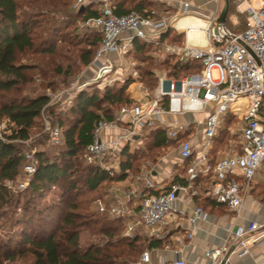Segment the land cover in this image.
Wrapping results in <instances>:
<instances>
[{
  "label": "built area",
  "instance_id": "obj_1",
  "mask_svg": "<svg viewBox=\"0 0 264 264\" xmlns=\"http://www.w3.org/2000/svg\"><path fill=\"white\" fill-rule=\"evenodd\" d=\"M97 1H102L100 15L81 23L102 33V42L93 61L98 71L92 79L66 89L68 96L78 86L113 78L115 70L122 65H118L110 55H127L133 50L135 38L154 44L161 53L174 55L177 61L195 60L199 63L195 72L179 78H170L167 71L157 69L155 74L159 85L154 93H150L140 81L131 83L129 86L137 84L138 94H135V89L134 94H128L134 102L116 110L112 120L102 117L97 122L93 140L84 156L88 164L119 172L123 150L142 141L146 132L160 128L178 148L186 169L185 182L175 183L166 190L165 186L154 182L150 171L143 169L135 179L142 181L150 193L133 189L128 192L126 203L98 199V210L108 211L111 217L124 220L123 236L135 238L144 235L150 239L162 238L169 220L185 213L179 206L181 194L188 199L210 198L240 216L246 200L253 196L256 176L264 165V0H238L237 10L245 15L246 21V28L240 32H234L226 22L218 21L222 0H211L214 7L209 13H197L208 23V43L205 46L190 44L186 32H183L186 33L183 43L162 39L163 32L169 27L179 32L174 21L180 12L191 13L188 1H179L175 14L165 16L159 13L156 18L145 17L137 11L119 15L111 0ZM84 3L85 0H75L72 9L78 12ZM129 74L138 77L135 69ZM52 98L62 100L64 93L55 94ZM71 100L68 97L66 101ZM200 114H206L202 128L198 127L200 121L197 116ZM42 115L48 141L61 145L64 142L62 127L54 124L43 112ZM229 115L237 120L239 140L234 143L231 139L225 148L213 155V140L219 137ZM14 126L9 118L0 122V139L24 146L26 178L19 187L25 188L37 171L40 149L33 146L31 136L11 139ZM131 200L135 203L133 207L128 204ZM207 216L201 206H195L192 214L188 215L192 229ZM229 236L231 243L225 242L208 250V264L227 262L234 254L252 255L251 245L264 240V223L250 220L248 225L230 228ZM189 237H193L192 231ZM150 261L151 251L146 249L137 264ZM176 264L186 262L179 259Z\"/></svg>",
  "mask_w": 264,
  "mask_h": 264
},
{
  "label": "trees",
  "instance_id": "obj_2",
  "mask_svg": "<svg viewBox=\"0 0 264 264\" xmlns=\"http://www.w3.org/2000/svg\"><path fill=\"white\" fill-rule=\"evenodd\" d=\"M72 4V0H0V122L9 118L15 124L10 138L26 139L46 109L64 134V142L53 145L59 148L58 152L52 154L44 149L37 153V171L25 188L19 187L26 178L24 146L0 139V230L5 226L11 230L7 237L0 235V264L29 254L34 258L33 264H137L144 250L163 244L161 239L144 235L123 236L122 218H113L108 211L100 212L97 207H91L98 199H104L114 182L125 179L130 172H137V152L130 147L123 150L119 172L88 164L84 156L97 122L102 117L112 120L116 110L134 102L125 91L135 79L154 92L159 85L155 65L166 67L163 70L170 78H179L195 72L199 63L195 60L180 62L170 54H166L164 60H157L159 49L135 38L133 50L126 56L140 62L139 77L130 75L120 85L106 86L104 92L81 91L68 110L56 111L49 104V95L32 97L22 92L34 80H47L55 72L66 77L71 74L70 65L55 67L47 61L60 44H72L69 32L79 21L100 15V9L93 4L78 12L72 10ZM112 4L119 15L137 11L154 18L161 13L159 6L165 5L154 0H112ZM157 4L159 9H156ZM175 30L169 27L162 39L183 43L184 33ZM74 37L86 44L79 59L82 64L90 65L101 45L102 33L96 31L84 38ZM144 63L149 66L142 69ZM128 94L134 93L129 89ZM233 122L235 120L226 119L224 126ZM148 134L152 137L150 150L171 146L163 129ZM169 188L171 186L165 189ZM202 200L206 205H221L210 198ZM84 230L99 236L97 242L86 248L80 245Z\"/></svg>",
  "mask_w": 264,
  "mask_h": 264
},
{
  "label": "crops",
  "instance_id": "obj_3",
  "mask_svg": "<svg viewBox=\"0 0 264 264\" xmlns=\"http://www.w3.org/2000/svg\"><path fill=\"white\" fill-rule=\"evenodd\" d=\"M161 1L164 2V4L168 3L170 7L175 9V13L177 12V9L179 8V0ZM223 1L224 0H222V3ZM89 4H93L95 8L100 9L102 1L85 0L82 7ZM190 4L191 13L196 15H198L197 13L199 12L209 13L214 7V3H212L211 0H193ZM190 18L193 20L192 23L187 25L190 29L189 31H198V27H201L203 21L198 20L197 16H190ZM118 60L120 63H117L121 65L123 59L119 58ZM122 67L123 66L118 69L122 70ZM129 68L130 67L127 69ZM118 78L119 77L115 79ZM130 87L131 86H129L128 90ZM227 119H233L237 122L236 118L231 115H229ZM146 133L148 134V132ZM131 151L133 150L131 149ZM173 151L174 152L169 156L160 159L156 165H152L151 169L146 168L151 172L154 182L165 187H169L175 183H182L181 181H184L186 174L185 166L178 154V148L176 145ZM261 171L262 169L258 172L257 176ZM135 175L137 174H132V172H130L125 179L114 182L108 189L104 200L106 202L123 201L126 203L128 192L136 188L150 193L151 190L145 188L142 181L135 179ZM256 181L254 186L257 184ZM180 196L182 197V200L180 201L179 206L183 208L185 213H179L173 216L165 225L162 238H159L163 241V244L148 248L151 251V261L145 264H176V261L179 259H183L186 264H208V250L213 247L221 246L225 242L231 243L229 236L230 228L238 225H248L250 220H257L260 223H264V202L253 196L246 200L240 216L236 215L235 212L230 211L224 205L215 206L204 204L202 199L205 198L203 197L188 199L185 196L183 197L182 194ZM128 204L130 207H133L135 205L134 200L129 201ZM197 205L201 206L207 212L208 216L206 220H199L197 225L192 229L188 220V215L192 214L193 209ZM191 231L193 237H189ZM251 250L253 252L252 255H232L226 264H264V240L252 244Z\"/></svg>",
  "mask_w": 264,
  "mask_h": 264
},
{
  "label": "rangeland",
  "instance_id": "obj_4",
  "mask_svg": "<svg viewBox=\"0 0 264 264\" xmlns=\"http://www.w3.org/2000/svg\"><path fill=\"white\" fill-rule=\"evenodd\" d=\"M74 1L75 0H72L73 3ZM154 1H158V3H164L161 0H154ZM179 1L180 2L188 1L189 3L193 2V0H179ZM238 3H239L238 0H231V8L227 16V20H226V25L228 26L229 29H231L234 32H240L246 28L245 15L240 14L237 10ZM161 5L160 6L159 4L156 5V9H159L158 6L161 8L160 9L161 14L167 16V15H172L175 13V9H173V7H170L168 3L162 6ZM223 6H224V1L221 7L223 8ZM242 7L244 8L245 5ZM183 14H184L183 12H180L177 16L183 15ZM192 20L193 19L190 18V16H185V18L182 21H180V24L187 26L190 23H192ZM72 29L73 31L69 32L70 33L69 36H71L70 38L72 40V44L67 43V42L60 44L57 49V52L54 55L50 56L51 57L50 60L47 61L49 65L52 64L55 67L59 66V67L65 68L67 67V65H70L72 67L71 74L68 77H66L63 74L60 75L61 74L60 72H55L53 76L50 78H47V80H42L41 78L34 80L33 83L26 85L24 87V91L22 92V94L26 93L27 95L32 96V97L40 95V94H49L50 95L49 104L53 106L56 111L68 110L72 106L73 99L76 96V94L81 91L87 90V91L93 92L94 90L97 89L100 92H104L106 86H114V85L122 84L123 81H125L128 78V76H130L129 73L132 72V69H135L138 72V77L140 73V71L137 69L139 67L138 63L140 62H136V60L133 59L131 56L127 57L126 55H122V54H111L110 57L115 62L120 63L118 59L119 58L123 59L121 61V63L123 62L121 64L123 66L122 70L116 69L115 75L113 78H108L105 81H102L101 83L94 82V83H90L83 87L78 86L74 89L72 88L73 94L71 96H68L67 93L65 92L66 89L67 90L70 89L73 86V84L79 85V83H83L84 81L88 79H92L93 77H95L98 71V66L94 62L91 63L90 65L82 64L81 60L79 59V54L81 50L86 47V44L83 43V40L81 41L79 39H75L74 37L77 35L80 38H84L88 35H93L96 32V30H94L93 28L85 27L81 23V21L77 23L76 28H72ZM174 32L179 33L177 30H175ZM174 32L172 34H175ZM185 34L186 33H184V36L181 37L183 38V40L186 39ZM158 57L159 58H157V60H160V61L166 59V55H164L163 53H160ZM137 60L140 61L141 58L137 57ZM141 65H143L141 66L143 69L149 66V63L147 64L144 63ZM127 66L130 68L127 69L128 68ZM153 68L161 69V70L166 69V67L164 66H160L159 68H157L156 65ZM217 76H218V73L215 71V77ZM117 77H119L121 80L119 78L115 79ZM137 81L138 80L135 79V82ZM128 88L125 91L126 95H128ZM146 88L149 90L150 93H154L148 87ZM130 89L132 91V86L130 87ZM60 92L64 93V99L54 100L52 98L53 95L58 94ZM68 97L72 98L71 102L66 101ZM43 114L50 117L48 110L46 109L43 110ZM205 119H206V114H200L197 116V120L200 121V124L198 127L200 128L203 127V122ZM8 127L10 128L11 126L9 125ZM44 129H45L44 128V117L41 114V118L38 121V125L31 130L30 136L33 138L32 140L33 146L39 148L40 151L44 149L50 150V152L54 154L59 151V148L53 146V144H51L48 141L49 135L48 133L45 132ZM237 129H238V124L236 121L233 122L232 124H226L224 127H222V130L220 131V138L217 137L213 140V148H214L212 152L213 155L214 154L216 155L218 150L225 148L230 143L231 139H233L234 143L238 142L239 131ZM151 138L152 137L150 136V134L146 133L143 136L142 141H140L139 143L138 142L134 143V145L131 147L133 151L137 152V156L139 157L137 162L135 163V166L137 167V172L132 173V174H139L143 169H146V168L151 169V166L156 165L160 161V159L165 158L169 156L170 154H172V152H174L173 149H175V146H174L175 143L173 141L170 142V145H171L170 147L166 146L163 149L150 150ZM256 182L257 184L255 185L254 190L252 192L253 197L264 202V167L262 168L261 173L257 176ZM91 207L92 209H95L97 207V204L93 203ZM9 233H11V230H9L7 226H5L4 228L0 230L1 236L7 237ZM98 240H99V236H92L89 231L84 230L81 233L80 245L82 248H86L88 244L92 242H97ZM144 246L146 247V245ZM33 262H34V258L31 254H29L23 257H18L15 260H6L5 264H33Z\"/></svg>",
  "mask_w": 264,
  "mask_h": 264
},
{
  "label": "bare ground",
  "instance_id": "obj_5",
  "mask_svg": "<svg viewBox=\"0 0 264 264\" xmlns=\"http://www.w3.org/2000/svg\"><path fill=\"white\" fill-rule=\"evenodd\" d=\"M185 16H197L198 17V20H202L203 21V24L201 25V27H198V31H192L190 32L189 30V27L187 26H184L182 24H180V21H182L185 17ZM182 18V19H181ZM207 21L199 16V15H196V14H193V13H186V14H183V15H180L178 16L175 21H174V26L180 31V32H186L187 33V39H188V42L192 45H196V46H205L207 45L208 43V36H207ZM200 31V32H199ZM132 92L135 93V94H138L137 93V84H132ZM134 89H135V92H134ZM242 101L246 100V99H241Z\"/></svg>",
  "mask_w": 264,
  "mask_h": 264
},
{
  "label": "water",
  "instance_id": "obj_6",
  "mask_svg": "<svg viewBox=\"0 0 264 264\" xmlns=\"http://www.w3.org/2000/svg\"><path fill=\"white\" fill-rule=\"evenodd\" d=\"M229 11H230V0H224V6L218 18V21L225 23L227 20ZM221 264H226V260H223Z\"/></svg>",
  "mask_w": 264,
  "mask_h": 264
}]
</instances>
